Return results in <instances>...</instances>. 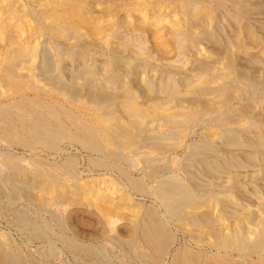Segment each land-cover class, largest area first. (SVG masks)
I'll list each match as a JSON object with an SVG mask.
<instances>
[{"label":"rangeland","instance_id":"rangeland-1","mask_svg":"<svg viewBox=\"0 0 264 264\" xmlns=\"http://www.w3.org/2000/svg\"><path fill=\"white\" fill-rule=\"evenodd\" d=\"M15 1L18 3L15 4ZM15 1L12 2V0L11 1L10 0H0V5H1L0 6V11H1L0 12V19L2 17V19L4 18V20H6L7 19L6 17L10 18L12 16L10 13V10H9L10 7L13 8L15 6L16 8L14 7L13 9H15V10L19 9V10H17L18 14H20L21 12H24V8H25V12H26L28 9L27 6L28 7L33 6V8L37 7V6H35V5H37V2H35L34 0H19V1L15 0ZM20 1H22L23 4H25V2H27V4H25V6L24 5L22 6V4H20L21 3ZM42 1L44 2V0H42ZM93 1L94 0L91 1L92 5H90V7L95 6L92 8L96 11H92L93 10L92 8H91V10H88V11L87 10L86 11L84 10V12L82 11L83 13H81L79 11V15L81 13V14H83V16H85V17L87 16L86 20H82V19H85L83 17L81 18L82 15L78 16V14H75V17H76V18L74 17L75 21L76 22L78 21L79 24L81 23V25L78 24L80 30H78L79 28L78 29L76 28V31L78 30L79 33H77L78 31L77 32L73 31L76 35L75 36L74 33L72 32L73 35L75 36V38H73L74 37L73 35H71L72 37L68 36V39H70L71 41L68 40L67 37L63 38L64 40L62 39V42H63V44H62L61 40H59L61 37H59L58 40L56 37L54 39L55 42L53 41L56 46L58 45L56 48H52L51 45H49V43H47L48 48H49L48 49L47 47H45V45H46V43H45V45H43L44 48L42 47V49H45V48H46V50L48 49L47 51L53 57H54L55 52H59L61 50L67 51L70 47H71V49L68 50V52H70L71 54L73 52V55L75 53H77L78 50H80L81 52L79 51V53H81V54L83 53V55L79 54L78 59H76L77 61L71 60V61H73V63L69 60V58L72 55H69L70 57H68L67 55L63 54L62 55L63 57H60L62 61L64 60V62H67L69 65L67 67V64H66L65 65L66 67L63 66L64 68L61 67V71H62L61 72V74H62L61 75V81H62V79H64V77H66L64 79V81H62V82H64L65 84L68 83L67 85H72L73 84L72 82H74L73 85L76 84L74 86V88L76 86L81 88V86L83 84V79H87L89 76L92 75L93 82H94V80H96V82H95L96 84L97 83L101 84L103 81L104 85L103 84H101V85L105 86V88L107 87L106 89L109 91H111V89H112V91H111L112 95L111 96H113V95L115 96V94H118L119 96L116 95L115 98H114V96H113V98H111V96H110L111 101L110 100L107 101L109 104L105 102L104 104L100 103L97 105L95 103H92L93 101L91 100V103H92L91 105L93 107H96L97 111H95L96 109L94 108L95 110H88L86 113H83V111L85 110L84 107L91 106L89 103L90 98H86L87 97L86 93L82 92L81 89L75 90L76 91V93H75L74 91L71 92L73 90L72 86H70L71 88H68L70 90H66L67 89L66 87H65V89L62 88L60 90L59 88H56L55 85L49 83L50 79L49 78L47 79L46 77L52 76L53 74L54 75L58 74V72H56V67H57L55 65L56 61L54 60L56 58H53V59L51 58V60L53 62L48 63L47 61H45L44 58H42V56H43V53H42L40 56L41 67L39 65V68L41 69L43 67L42 70H47L46 67H48V70L50 71V73L47 75L46 73L49 72L47 70L45 73L46 75L44 74V76H42V75L39 76L40 69H38L36 67H34V68L32 67L33 69L31 68L28 71V69L23 64L24 62H22L20 64L22 66V68H21V66L18 65L19 69H18L17 65H13V66H16L19 71H16L17 69L12 67V69L14 70L13 73H11V75L8 74L9 76H7L8 72L5 71L6 72L5 73L4 69L1 70V67H2L3 63H5V64H8V63H6L7 62L6 59H4V61L3 60L0 61V71H1L0 76H1V78H3L5 82L8 81L7 78L11 79L10 81L7 82V84L3 83V85L0 81V104H3V109L7 113H10V112H12L13 108L9 104V101H11L9 98H12L15 100L17 98L16 95H18V93H21V95L23 93H29L32 95L37 94V93H41V94L44 93V95H49V93H50V95L55 97V99H57L63 105H66L68 108L72 109L77 114H80V115L82 114V116H84L88 120H90L93 113H95V112L98 113V111L100 109H103L104 107H105L104 108L105 113L103 112V110H101L98 113L99 115H101L102 112L104 114H107V113L109 114V112H110V114L113 115L112 113L115 110L112 111V109L115 107L114 109H117V110L119 109L118 111L114 112V113H117L114 115H115V117L119 118L118 119L119 121H123V119H124L123 124L125 126H126V124L128 126V124H130L129 122L131 121V124L129 125L130 127L128 126V128L131 130L132 133H134V131L136 132V130H134V129H137L136 127H134V125H136L134 123L139 124L138 126H140L142 124L141 126L144 127L143 132H141L142 134L140 133V135H138L137 137H139V143H140L139 146L142 144L140 147H142V146L143 147L142 148H137L139 146L130 147V148H128L129 150L125 149V151H123L124 149H122L121 150L122 152H120L119 150L114 151V149L109 147L107 150V152L109 151L108 157H106V159H105L104 157L98 156L99 154L97 155V152H95V151L92 152L91 150H89V149L87 150L84 147H83L84 149H82V147H81L82 145H80V143H77L74 141L71 142V141H67V140L62 139L59 141V143L56 146L50 147L51 149H47L43 145H37L36 147L32 148V147H26L20 143L15 144V143L8 142L1 137L2 135L0 132V237H4V238L7 237L8 239L7 238L6 239H7L8 243H10V244L13 243L16 246L18 245V248H19V250L21 249L20 251H21L23 256L27 255V256H31V257L36 258V259H40L41 261L43 260V264L44 263L45 264H102L103 261H105L103 264H120V260H122L124 262H125V260H127V261L129 260L131 262L132 259L130 258V255L133 253H131V251L130 252L128 251L129 248L124 243V240L127 238H130L133 235L134 230L132 229L131 224L138 217V216H135V212L138 213V215L140 216V212L143 211L144 205L145 206L148 205L149 207H150V205H152L151 207L154 206L155 210H157L159 212V214H161L160 216L166 222L170 231L174 235L175 240H174V243L172 245L173 248L170 247L171 251H172V249H174V246L176 247V245H178L177 247L189 245L188 247L185 246L186 248L191 249L189 251L204 249L203 248V246H204V247H206V249H209V247H210V250L211 251L213 250L212 252H216L217 247L212 244V243H214V241L211 242L212 240H214L213 234L211 232L207 231L209 235H206L207 232L206 231L203 232V230L205 229V228H203V226H202V228L201 227L195 228L194 224H191V223L185 224L184 218H183L184 217L183 212L185 210H187V211H185V213H187L188 211L193 210V211H196L200 214L201 211H207V213L210 214L209 216H211V217H208V219L214 220V223L217 224L218 222L223 223L224 221H226L225 215L228 213L231 214L233 210L236 212L242 211V209L243 210L245 209L246 212H247V210H248V212L254 211L256 213H254V212H252V213H254L255 215H257L258 212L259 213L261 212V208L264 210V204L262 205V203L264 201V164H263L264 163V93H261L260 90L258 91V93H257V91L251 90L250 87L248 86V82L246 81V79L244 77V76L256 77L258 79V81H257L258 85H261V83H262L261 86L264 87V51H262L263 46H264V0H212V1L209 0L210 2H212L211 4L214 5L213 6L210 4L213 7V9H212L213 12L208 11L209 13L205 10L209 7V5H208V7H206L207 4H209L208 0H202V1L196 0L198 3L200 2L197 5V6H199L198 8L195 5V4H197L196 2L192 5L193 7H191L193 0H190V2H189V0H183L182 3H180L181 0H180V2H179V0H178V2H176L177 0L176 1L172 0L174 3L176 2V4L172 3L171 1L165 2L166 0L165 1L164 0L163 1L158 0V2H157V0H143L144 2H142V0H128V2L130 1L129 3L126 0H125V2H124V0H95L94 2ZM131 1H133V4L135 2L136 3L133 5ZM145 1H147L146 3L149 2L148 4H151V6L153 8L150 5L148 6L147 4H145ZM150 1H153V2L150 3ZM160 1H162V2H160ZM5 2H7V4ZM9 2H10V4H9ZM204 2H205V4L207 3L204 6L205 9L200 8V7H203L202 4L204 5ZM139 3H141L144 7ZM152 3L155 4V6H153ZM163 3H167V5L163 4ZM183 3H185V4L183 5ZM186 3L187 4L189 3V4L187 5ZM114 4L117 7V9L114 7ZM200 4H201V6H200ZM8 5H10V7ZM181 5L185 6L186 10H188V8L190 9V7L193 8L191 10L192 13H194L196 11V9H197V11H196L197 13H198V10L202 9V11H205L208 15L209 14L213 15V19L211 20V22L207 23L208 25L205 24L206 22L200 23L198 21L197 23L199 25H194L195 28H194V26L193 27L187 26L188 23H190V21L188 22V20H191L192 17L195 19L194 15H196L197 13L195 12L194 15H191V17H189L190 18L189 19L188 16H190L189 15L190 13L188 11L184 10V12H181L182 14L181 13L179 14V12L181 10L179 11L178 8L181 9V7H183ZM6 6L9 7V9L6 8ZM49 6H50V4H48V7ZM194 6L196 9L194 8ZM59 7L61 10L62 6H59ZM64 7H65V5H64ZM142 7L144 8L143 12H142V9H143ZM214 7H215V9H214ZM220 7L222 8V11H227V13L222 12ZM38 8L40 9V6ZM38 8H36V10ZM50 8H53V6ZM111 8L114 12H112ZM145 8L147 10H149L150 12L151 11L156 12V14L154 13V16H152V12L150 13ZM137 9L140 11H138ZM157 9H159L160 11H158ZM171 9H172V12H174V10L177 9L178 11H176V14L178 13L181 16H178V19L176 18L175 15H172V17H171V14H172ZM2 10H4V11H2ZM79 10H81V9H79ZM109 10H111V11H109ZM123 10H125V12H127V13H125ZM193 10H195V11L193 12ZM90 11H91L92 15L94 14L93 16L91 14H89ZM132 11H133V13H132ZM136 11L138 13L141 12V14H138ZM2 12L4 13L3 14L4 16H2ZM60 12H62V11H60ZM86 12L90 16H88L86 14ZM199 12H201V10ZM214 12L216 15L214 14ZM225 13H226V15H225ZM128 14H130V17ZM157 14L159 15V18H158V16H156ZM169 14H170V16H169ZM173 14H175V12ZM185 14H186V17L184 16ZM94 16H95V18H94ZM149 16L151 17V19H149L150 18ZM218 16H220V18ZM77 17L79 19H81V22L79 19L77 20ZM152 17L154 18V20ZM221 17H222V19H221ZM91 18H94V19L92 20ZM96 18H98V19H96ZM179 18H181L182 23H181V20ZM24 19H26V17ZM95 19L98 21V23H97V21H95L97 24L95 22H92ZM175 19H177V21H175ZM11 20H13V19L11 18ZM26 20H27L26 23L27 22L29 23L30 19L27 18ZM47 21L45 20V22H47ZM99 22H101L102 24L100 23L101 24L100 25ZM177 22L178 23L180 22L181 25L184 26V28H182V26L180 24H177ZM183 22H184V24H183ZM94 23L96 25H98V27L97 26L94 27V25H95ZM219 23L222 25L220 26ZM122 24L125 27L122 26ZM128 24H130V26ZM104 25H107V27ZM114 25L115 26L117 25V27L114 28ZM176 25H180V26H176ZM144 26H146V28ZM186 26H187V28H185ZM204 26H205V28H204ZM216 26H217V28H216ZM245 26L247 28H245ZM99 27H100V29H98V30H99V32L102 31L101 32L102 34L104 32L105 33H108V32L112 33L111 35H110V33H108L109 34L108 39H107V37H105V36H107V34L104 33L105 34V36H104V34L101 35V33L100 34L96 33V32H98V30L96 28H99ZM123 27L127 28L131 32H129V31L126 32V29L124 30ZM130 27H131V29H130ZM196 27H197V29H196ZM206 27L208 29H206ZM81 28H83V29H81ZM101 28L105 29V31L103 29L101 30ZM176 28L177 29L182 28L184 30L179 29V31H181V32H179L178 30H176ZM91 29L94 30V33H92L93 30L91 31ZM189 29L191 30V32L194 30V34L196 36L191 34V32H190L191 35H188L189 33L187 32L188 33V34H186L187 36L185 35V33L182 34L183 32L188 31ZM113 30L115 32H118L120 34V37H119V34L115 33ZM214 30H215V34H214ZM106 31H108V32H106ZM171 31H173V32L170 33ZM88 32H89V34H88ZM122 33H123V35H121ZM173 33H175V35ZM199 33H201V34H199ZM14 34H17V33L14 32ZM79 34L82 35L81 38H80V36H78ZM170 34L172 35V38H171ZM180 34H182V36ZM205 34L206 35L211 34L212 37H210V38L206 37ZM33 35H31L32 38L31 37L29 38V40H30L29 42L26 41L25 34H23V35L21 34L20 36L18 35L19 37L18 36L17 37H18L19 43H21V45H26L27 43L33 44V42H35L36 40H40V41H36V42L43 43V40H45V38H46V36L42 38V36H36V34L34 36ZM92 35L95 36L96 38L95 37L93 38ZM100 35L102 38L105 37L109 41L113 40L115 37V39L113 41H111V43H113L114 46L112 45L113 46L112 47L110 42H109V44H110L109 45L108 41L105 38H104V40L106 42L102 41L103 39L99 38ZM61 36H63V35H61ZM116 36H117V38H116ZM180 36H181V38H179ZM188 36H190V39L192 36H195V38L198 41L195 40V38L193 37L194 39L193 38L192 39L194 40V42L192 41V43H193V45H192ZM35 37H36V39H35ZM84 37L85 38L88 37V38H86L88 40L91 38L92 40L90 39L89 42H88V40L85 41ZM186 37H188V38H186ZM1 38H2V36H1ZM41 38H42V40H41ZM82 38L86 43H84ZM130 38H132V39L135 38V39L132 40ZM183 38L187 41H185ZM120 39L122 41L121 43H120ZM125 39H127L128 42H126ZM129 39H130V41H129ZM174 39H177V40H174ZM67 40L69 42H67ZM94 41L96 42L95 43L96 47L94 46ZM195 41H197V42H195ZM170 42L172 44H173V42H182L183 43V44L178 43L179 46L183 45V47L181 46L182 47V51L180 52L181 54L179 52H177V50H175L176 51V53H175L173 46H171ZM4 43H5L4 40L0 41V49H1L0 52L1 53L4 49H6V46H7V43L6 44H4ZM69 43H71L72 45ZM75 43H77L78 45L77 44L75 45ZM194 43H195V45H194ZM67 45L69 47H66ZM97 45H99V46H97ZM100 45H102V46H100ZM129 45H131L132 47ZM186 45L189 48H187ZM13 46H14V44H13ZM60 46H61V48H60ZM125 46L127 49L125 48ZM159 46L161 48V51H160V48H158ZM184 46L188 49V51ZM74 47L76 48V50ZM99 47L100 48L105 47V51H104V48L100 49ZM119 47H120V49H119ZM228 47H229V49H228ZM54 49H56L58 51H55ZM97 49H100V50H97ZM152 49L156 52H154ZM183 49L185 51H183ZM232 49H234V50H232ZM93 50H95V51H93ZM129 50H130V53H129V57H128L127 51H129ZM230 50H232V52ZM52 51H54V52L51 53ZM74 51H76V52L74 53ZM100 51H101V53H100ZM186 51L188 53H186ZM225 51L227 52L226 54H225ZM84 52H87V53L91 52V53H89L90 55H88L87 53H84ZM110 52H112V53H110ZM1 53H0V55H1ZM117 53L118 54L120 53L119 54L120 56ZM109 54H110V56H109ZM130 54H131V56H130ZM87 56L88 57L91 56L92 58L91 59H90V57L87 58ZM126 56H127V58H125ZM132 56H134V58ZM147 56H149V57H147ZM109 57L110 58L112 57V59H110ZM113 58H115V59H113ZM117 58L120 59L121 61L118 60ZM100 59H101V61H100ZM134 59H136V60H134ZM229 59H230V61H229ZM18 60L19 59H16V61H18ZM113 60H115L117 62L114 61L112 63ZM42 61L46 62V64L44 62L42 63ZM98 61L100 62V64ZM118 61H119V64L120 63H123V64L128 63L129 64L130 61H134L136 64L133 65V63L131 62L129 64V68L127 67L128 64L126 67H125V65L121 64L122 70L124 72L122 70H120L118 72L117 70L119 69V66H120L118 64ZM124 61H125V63H124ZM33 62L35 63L36 60H34ZM69 62H71V64ZM101 62L102 63L104 62L103 65H101ZM142 62L143 63L145 62L144 63L145 65ZM114 63L115 64L117 63L116 65H118V68L115 66L114 67L112 66V64L115 65ZM50 64H51V66H50ZM56 64H58V63H56ZM93 64H95V67ZM138 64H140V65L142 64V65L140 66ZM196 64H198V65L196 66ZM46 65H48V66H46ZM97 65H98V67H97ZM105 65L106 66L109 65V66L106 67ZM110 65H111V67H113V70H114L113 73L115 72L114 73L115 75L113 77H111L112 79L109 80L108 78H106L107 75L103 74V73L101 74V72H104L102 70H104L105 68H109ZM34 66H35V64H34ZM123 66L125 67V69H123ZM142 66L144 69L142 68ZM49 67L50 68L52 67V68L49 69ZM133 67L134 68L137 67L136 70ZM153 67H155V68H153ZM202 67H204V68H202ZM226 67H228V68L226 69ZM53 68H55V70ZM102 68H104V69H102ZM139 68H142L143 71L141 69L139 71ZM177 68H178V70H177ZM131 69H132V72H131ZM30 70H32V71H30ZM170 70H171V72H170ZM199 70H200V72H199ZM66 71H67V74H66ZM84 71L85 72L89 71V75H88V72H86L87 73L86 74V73H84ZM98 71H99V74H101L102 76H100L98 74ZM133 71H135V72H133ZM136 71H137V73H136ZM159 71H161V72H159ZM24 72H26V73L29 72V73L23 74ZM30 72L32 73V76H29L31 74ZM34 72L37 74V76L36 75L34 76V74H33ZM63 72H64V75H63ZM91 72H92V74H90ZM93 72H94V78H93ZM16 73L17 74L20 73L21 76H20V74L17 75ZM55 73H57V74H55ZM131 73L134 75H132ZM138 73H140V74H138ZM13 74L15 76H18V77L12 76ZM82 74H83V77H84V75H86V77H84L83 79H82ZM116 74H117V76H116ZM126 74H128V75H126ZM2 75H3V77H2ZM24 75L26 76L25 79H24V77H25ZM27 75H28V77H27ZM96 75L98 76L97 78H96ZM118 75L121 78H119ZM138 75H140V76H138ZM4 76H5V78L7 77L6 78L7 80H5ZM22 76H24V77H22ZM123 76L126 78L125 82L127 81L129 83L128 87H130V88H127L126 85H124L125 82H124ZM128 76H129V79L127 78ZM240 76H242V77H240ZM31 77L32 78L35 77L38 80L35 78H34V80H32ZM40 78L42 80H39ZM103 78L106 81L109 80L108 81L109 83L102 80ZM130 78L132 79V81H130L131 80ZM134 78H135V80H134ZM88 79H91V78L89 77ZM121 79H122L123 86L119 87L118 82L120 85ZM147 79H149V80H147ZM31 80L34 81L35 83L32 82ZM133 80L135 81V83ZM206 80H207V82H205ZM112 81L115 83H113ZM136 81L139 83H136ZM145 81H146V83H145ZM30 82H32V83H30ZM81 82H82V84H81ZM169 82H171L170 85H169ZM175 82H176V84H172ZM33 83H34V86H32ZM105 84H107V85H105ZM133 84H135V85H133ZM164 84H165V86H164ZM36 85H38L37 88H36ZM117 86L119 89L118 88L115 89V87H117ZM33 87H35V88H33ZM67 87H69V86H67ZM203 87H205L207 89H203ZM120 88H123L124 90L127 89V90L123 91ZM57 89L59 90V92ZM120 90H122V91H120ZM169 90H170V92H169ZM77 91L78 92L80 91V95ZM113 91L115 92V94H113ZM250 91H251V93H250ZM71 93H72V96H71ZM73 93L76 95H74ZM82 93L85 95L83 96ZM171 94L175 95V96L170 97ZM188 94H190L189 95L190 97L187 96ZM191 94L193 95V97L191 96ZM196 94H197V96L198 95L199 96L197 97ZM120 95H123V96L120 97ZM194 95H195V97H194ZM74 96H79V97H74ZM80 96L83 97L82 99H84V98L85 99L82 100ZM224 96H226V98H228L229 102H228V100H227V102L222 101ZM73 97L75 99H73ZM176 97H178V99L181 97L178 100V102L176 101L177 100ZM186 97H188V99L190 101L192 99L191 102L190 101L188 102L189 104L187 103L188 100L186 99ZM76 98H78V99H76ZM79 98H80V100H79ZM8 99H9V101H8ZM86 99H88V100H86ZM193 99L195 100V102L193 101ZM114 100H115V102H114ZM207 100H208V102H207ZM112 101H113V103H112ZM210 101L212 104H210ZM2 102H4V103H2ZM110 103H112L113 105H111ZM192 103H194V104H192ZM206 103H209V104H206ZM101 105L103 108L101 107ZM106 105H107V108H106ZM114 105H116V106H114ZM189 105L190 106L196 105L195 109L198 111L199 110L201 111V109H202V111H201L202 113L199 111L201 114L200 113L197 114L196 112H198V111H195V109H193L194 110V112H193L192 108L194 106L190 107ZM206 105H208V106H206ZM202 106L205 107V109ZM109 107L110 108L113 107V108L109 109ZM206 107H208V110ZM209 107L211 108V110ZM89 108H92V107H89ZM108 109L111 110L112 113ZM203 111H204V113H203ZM119 112H121L123 115H121V113H119ZM188 113L189 114L195 113L196 117L194 116L195 118L193 120H191L190 116L185 115ZM134 114H135V116L137 115V118H139V119H137L134 116ZM202 114H203V116H202ZM132 115L134 116V118L136 120L135 119L131 120V119H133ZM200 115L202 116V118H199L198 121H196L198 118L197 116L201 117ZM161 116H163L165 118V121L160 119ZM168 116L172 117V121H171V118L169 117L170 123L166 122V121H168ZM141 118H143V120ZM120 119H122V120H120ZM140 119L142 122H140ZM0 121H1V118H0ZM134 121H136V122H134ZM132 122H134V123H132ZM165 122H166V124H165ZM143 124H146V126L148 125L147 126L148 128L145 125L143 126ZM145 127H146V130L148 129L149 132L144 130ZM228 128L234 130V132H236V133L238 131V135H236V136L240 137V138L236 137L237 141L235 142V140H234L233 141L234 143L233 142L231 143L232 147H231V144L227 145L230 148V150L228 147H226L225 144H224L225 147L223 144L221 145V143H222L221 141L223 140V137L220 135V131H219L220 129H228ZM132 129H133V131H132ZM161 129H163V130H161ZM167 130H168V132H167ZM163 131H164V133H163ZM147 132H148V135H147ZM136 134H137V132H136ZM145 135H147V137ZM143 136L145 137V139H142V138H144ZM152 137H154V138H152ZM159 137H160V139H159ZM252 137H258L261 140V150L260 151L255 149L256 145L251 144V141L254 139ZM207 138L210 140L209 142H211V145L212 146L214 145L213 147L217 149V151H216L218 153L217 156L221 155L220 157L219 156L216 157V159L218 158L220 160V161H218V159H217V162H218L217 165L219 167L217 174L218 175L221 174L220 175L221 177H218V175H217V177H212L208 172H207L208 174L204 172L203 168L200 167L201 164L197 160L196 161H190L188 159L189 152H190L189 149L192 148V146L194 144L198 143L202 139H207ZM144 140H145V142H143ZM246 140L247 141L249 140V142H247ZM156 142H158V143H156ZM159 142H162V143L164 142L162 144L163 147L160 145L161 143H159ZM153 145H154V147H152ZM158 145L161 146V147H159L161 150L158 148ZM216 146H218V147L220 146V147L218 148ZM222 147H224L223 150H222ZM162 148H164V149H162ZM138 149L140 150V152ZM224 149H225V151H224ZM111 150L114 152H112ZM220 150H222V151H220ZM110 151L115 155L117 153V155L113 156V154ZM128 151H129V153H128ZM131 151H132V153H131ZM4 153H5V155L10 154L9 156H12V159L16 160V162H17L16 164H19L18 166H20V168H22V171L21 170L19 172L16 171L17 172L16 173V172L12 171L13 169L12 170L10 169L11 167L9 165H5L6 161L3 160L5 157V156H3ZM118 153H122V154H118ZM222 153H223V156H222ZM93 154H95L94 155V157L96 156L95 158H93ZM111 154H112V157H111ZM228 154L232 157H230ZM90 155L92 156V159H91V157H89L87 159V157ZM109 155H110V157H109ZM118 155H119V157H118ZM120 156H122V158H120ZM225 156H226V158L230 157V159H229L230 161H228L227 163L224 159L221 160ZM69 157L74 158L75 162L77 160V162L75 163V169H76L75 175L77 174V172H78V174L76 175V177L70 176L71 178H69L68 175L65 176L64 180H67L66 177H68V180L66 182L63 180L64 182L62 183V185L63 186L65 185V186H64V188H63V186L60 187V188H63V190H61V192L62 191L70 192V190L73 189V191L71 190L70 193H73V192L77 193L79 190H81V188L83 189L85 186L86 187L84 189L88 190V188H89L88 186H90V184L92 183V184H94V186L96 185V188L101 186V187L97 188V191H96L97 193H100V195L103 196L104 191L105 192L108 191V193L106 192V196H104L101 199L99 197H102V196H99V194H97L98 197L95 198L96 194H93L94 197H92L91 196L92 193L90 191L89 192L86 191V193H84L81 190V192L79 191L80 195L78 194L79 192L77 193L78 195L74 193V195L78 197V199H77L78 201L72 202V199H69V200L68 199L67 200L56 199L57 194L54 192L55 190H50L49 192H46L47 194L46 193L44 194V196L46 197V195H47L48 198L46 200H44L43 203L41 201H38V199L36 200V198L41 197L40 193H42V191L40 192L39 190L41 188L39 187V189H38V187H37V185L39 184L38 183L39 180L34 178V176L32 174V165L34 167L36 165L41 166L43 164L44 165L45 164L50 165L54 162L60 163V162H63V160L68 159ZM97 157H99L98 161L100 158L105 159L103 161L107 164L106 168L104 167L105 165L104 166L99 165V167H98V165L97 166L94 165L95 167L92 166L91 163H92L93 159L95 161V159H97ZM115 157L118 160V163H120L119 165L121 166V168L127 169V171L124 172L122 170L124 172L123 173L120 170L121 169L120 166H119V168L117 167L118 165L116 166V168H118V170H117L116 168L112 167L111 165L110 166L108 165V163L106 161H108V160L112 161V159H115ZM251 157H252V160H251ZM247 158L249 161L246 160ZM33 159H35V160H33ZM116 159H115V162H116V164H118ZM222 161H224V162H222ZM187 164H189V165H187ZM223 166L226 168H224ZM107 168H109V169L107 170ZM157 168H160V169H157ZM221 168H222V170H221ZM156 170H158V172ZM198 170H200V171H198ZM223 170H225V171H223ZM232 170L234 171L233 173H232ZM191 172L195 173L194 174L195 180H196V182H198V185L195 188V191H197L196 192L197 195L195 196V198H197L198 200H201V201H208V199H209L208 203L209 202L210 203L209 204L207 203V205L205 204L199 208H196L197 210L196 209L194 210V208L190 209V207L185 208V209L182 208L184 211L182 212V210H181V213L178 216H174L175 214L171 213L174 216L173 217V216H171V214H169L170 213L169 210L166 209L165 205L161 202V200L156 196L157 194H155V192H154V191H156L155 187L158 186L156 183L161 182L162 180L166 181V178L168 179V181L170 179L172 180V177H173L175 179L179 178V179H177L178 181L181 180V181H184L188 184V183H190L189 176L192 174ZM121 173L124 174V176H122ZM125 173L127 174V176H131V178L133 176H135V177H133V179L135 178L138 181H141L140 183H143V185L147 183V185H145V186L148 188H146L144 186L146 192L142 191V190H141V192H139V189L137 191V189L134 188L135 186L133 188H131L129 181L127 180L128 177L126 178ZM155 173H156V176H155ZM60 174H63V173L60 172ZM147 174H148V176H147ZM188 174H190V175H188ZM227 174H229V176H227ZM29 175L31 178L29 177ZM140 176H142V177L144 176L145 178L144 177L142 178ZM77 177L79 180L78 179L74 180ZM138 177H140L142 179H140ZM164 177H166V178L164 179ZM229 177H231V178H229ZM8 178H11V180L13 181L12 184L9 183ZM158 178H160V179H158ZM69 179H71V180H69ZM35 180H37L38 182H36ZM96 180H97V182L95 184L93 181H96ZM142 180H143V182H142ZM126 181H128V182H126ZM114 182H119L120 185L118 183L115 184ZM252 182H253V185H251ZM66 183H67V185L68 184L69 185L67 186ZM88 183H89V185H87ZM232 183H235V184L237 183L238 185L240 183H243L244 185L243 184L239 185L240 186L239 187L240 192H239L238 188H237V190L235 189V187H234L235 184H232ZM77 184L81 185V187L76 186ZM117 184H118V186H117ZM201 184H202V187H204L203 189L201 188ZM231 184L233 187H231ZM11 185L14 187H12ZM74 185L78 188L76 189V187H73ZM82 185H84V186L82 187ZM199 185H200V187H199ZM203 185H205L207 188ZM254 185H255V187H254ZM119 186H120V188H118ZM91 187H93V186L91 185ZM104 187H105V189H104ZM116 187L118 190L116 189ZM243 187L245 188V190ZM220 188H222V189H220ZM226 188H227V190H226ZM231 188H233V189H231ZM12 189H15L16 191L19 190V192L21 191L22 193L23 192L26 194L28 193V195L25 194L26 196H24L23 195L24 193H23L22 196H19V198L16 197V198L12 199L10 196H11V194H13L12 191L13 192L15 191ZM135 189H136V191H135ZM230 189L232 191H230ZM8 190H9V192H8ZM52 192L55 193L56 195L53 194ZM65 192H63V193H65ZM101 192H102V194H101ZM142 192H145V193H142ZM59 193H60V191H59ZM30 194H33L32 195L33 197L31 196L32 198L30 197ZM48 194H51L53 196L55 195L56 197L54 196L55 197L54 198L53 196H50V198H49ZM107 194H108V196H110V198L107 197ZM38 195H40V196H38ZM123 196H124V198H123ZM197 196H199V197H197ZM211 196L215 197L212 202L210 200ZM226 196H227V198H226ZM234 196H235V199H234L235 202H233L234 200H232ZM51 197L54 199H52ZM236 197H237V200H236ZM105 198L112 199V200L108 201ZM204 198L206 200H204ZM57 200H58V202H57ZM158 200H160V201H158ZM88 201L90 202V204ZM239 201H240V204L239 203L236 204V202H239ZM142 203H143V205H142ZM231 203H232V205H231ZM233 203H235V205ZM73 204H74V206H73ZM140 204H141V206H140ZM136 205H138L139 208L140 207H142V208L139 209ZM258 205H259V207H257ZM104 206H105V208H104ZM132 206H134V207H132ZM148 206H146V207H148ZM135 207H137V208H135ZM257 208L260 211H257L256 210ZM137 209L141 210V211H137ZM14 211L15 212L19 211L18 213H20V211H23L26 216H28V217L30 216V218L33 217L32 219H34V220L36 218V220L39 222L41 220L40 223L43 222L45 227H46V224H45V222H46L47 226H48V227H46V233L48 232L46 234L47 239L46 238L43 239L44 237H42L41 239L39 238L40 240L38 238H36L37 239L36 240L33 237H29L27 234L28 231L19 228L17 226V224L14 222V220H13V214L15 213ZM128 212H130V213H128ZM259 213H258V215L262 214V213H260V214ZM21 214H22V212H21ZM50 214L53 216H51ZM127 214H129V215H127ZM58 216H60V218L62 217V220H63L62 226L59 225V223L56 221L57 220L56 218ZM180 216H182V217H180ZM133 218H135V219H133ZM192 225H194V227ZM200 225H203V221ZM190 228L193 231L195 229H196L195 231H198L200 229L198 231V233L199 234L201 233L202 236H203V234L205 236H208V237L211 236L210 238H208V237L205 238V236H204L206 242H207V239L208 240L210 239V241L207 242V245H206V243H204L205 241H203V242L201 241L202 243L200 241H198L196 243L195 238H193V235L191 234L192 232H191ZM201 229H202V232H201ZM72 230H73V232H72ZM75 232H76V234H75ZM129 232L131 233V235H129ZM210 233H211V235H210ZM60 234L61 235L64 234V236L68 235V237L74 236V238L76 240L84 242V243L89 242L88 244H92L94 246H97L98 248H99V245L101 243V246L99 248L101 250V255H99L100 259H99V256L93 260V258L89 255L87 256L86 254H81L78 252L75 253L74 251L72 252L71 249H69L67 246H65L60 241V238H59L61 236ZM128 235L130 237H128ZM211 238H212V240H211ZM121 239L123 241H121ZM94 242L97 243V245ZM199 242H200V244H199ZM47 243H48V245H47ZM139 243L140 244L139 245L137 244V246H136V249L138 251H140V250L142 251V247H143V251H145V252L150 251L149 248H145L146 246L144 244H141L142 241ZM182 244H184V245H182ZM101 247H103V248H101ZM144 249H146V250H144ZM103 251L106 252V254ZM125 251H127V254ZM171 251L169 253H171ZM221 252L223 254L221 257H219ZM229 252H232V253H229ZM233 252H236V251L235 250L230 251V249H229L227 251V256H225L226 254L224 255L223 250H220V252H217L219 254V256L216 259L217 260L219 259L220 261H222V263H221L218 260L219 264H224L225 261H226L225 264H229V262H231L230 264H235V263L236 264H252L251 262L254 260H256V261H254L253 264H257V263L258 264H264V262H262L263 260L261 259V257L259 255H258L259 256L258 257L256 254H252V255H248L250 258L248 256H245V257L241 256V258H239L240 256L238 255V253L237 252L233 253ZM169 253H167V255L164 256L163 264H170L171 263V262L169 263V261L171 259L170 258L171 255ZM80 254L84 255V256H79ZM105 255H107V256L105 257ZM122 255H124V256H122ZM127 255L129 258L127 257ZM121 257H123L125 260L121 259ZM246 258L248 260H246ZM96 259H98V260H96ZM106 259H108V260H106ZM118 259H119V263L117 261ZM238 260H240V261H238ZM260 260H262V261H260ZM95 261H97V262H95ZM218 261H217V264H218ZM215 264H216V262H215Z\"/></svg>","mask_w":264,"mask_h":264},{"label":"bare ground","instance_id":"bare-ground-1","mask_svg":"<svg viewBox=\"0 0 264 264\" xmlns=\"http://www.w3.org/2000/svg\"><path fill=\"white\" fill-rule=\"evenodd\" d=\"M11 1V0H10ZM15 0H12V2H14ZM17 1H19V0H17ZM35 2H37V5H35V6H37L36 8H38L39 6H40V9L38 8L37 10H36V8L34 7L33 8V6L31 7H28L27 6V11L25 12V8H24V12H21L20 14H18L17 13V10H19V9H13L12 7H10V5H8L9 7H10V9H9V7H7L6 6V8H8L9 10H10V13H11V17L9 18V17H6L7 19L6 20H4V18L2 19V17H1V19H0V35L2 36V38H1V36H0V41L1 40H4V44H6L7 43V46H6V49H2L3 51H2V53H1V59H0V61H4V59H6V63H8V64H5V63H3V65H2V67H1V70H3L4 69V72L5 71H7L8 73H7V76H9V75H11V73H13V69H12V67H14V68H16L17 69V67L16 66H13V65H19V66H21L20 64L22 63V62H24L23 64H24V66L28 69V71H29V69H31L32 67L34 68V67H36V68H38V69H40L39 68V65H40V67H41V58H40V56H41V54L43 53V56H42V58H44L45 59V61H47L48 63H52L53 61L51 60V58L53 59V58H56V59H54L55 61H56V63H58V64H56L55 63V65L57 66L56 67V72H58V74L57 73H55V74H57V75H54L53 73V75L52 76H49V77H46L47 79L49 78L50 79V82L49 83H51V84H53V85H55V87L56 88H59L60 90L62 89V88H64L65 89V87L67 88L66 90H70V89H68V88H71L70 86H72L73 87V90L71 91V92H75L76 93V91L75 90H80L81 89V91L82 92H84V93H86V98H90V105L92 104V103H95V104H100V103H108L107 101H109L110 100V96L112 95L111 94V91H112V89H111V91H109V90H107L106 88H105V86H103L104 84H103V81H102V83L101 84H103V85H101V84H96L95 82H96V80H94V82H93V80H92V75L91 76H89L91 79H83L84 77H86V75H84V77H83V74H82V79H83V84H82V82H81V84H82V86H81V88H79V87H75L74 88V86L76 85H73L74 84V82H72L73 84L72 85H67L68 83H64V82H62V81H64V79L66 78V77H64V79H62V81H61V67H63V66H65L66 64H67V67L69 66L68 65V63L67 62H64V60L62 61L61 60V58L60 57H63L62 55L64 54V55H67L68 57H70L69 55H72L70 58H69V60L71 61V60H73V61H75L76 59H78V56H79V54H81V53H79V51L80 50H78V52L77 53H75L76 51H74V55H73V52H72V54L70 53V52H68V50H70L71 49V47L66 51V50H61V51H59V52H55L54 53V57L53 56H51V54L47 51L49 48H48V45H47V43H49V45H51V47L52 48H56L57 46L55 45V41H54V39L57 37V40L59 39V37H61L59 40H61V42H62V39L63 38H66L67 37V39H68V36L69 37H72L71 35H73V33L76 31V28L78 29L79 28V26H78V24H79V22L77 23L76 21H75V14H78V16H80V15H82L81 16V18L83 17V18H85V19H82V20H86V17L85 16H83V14H81V13H83L84 12V10L86 11H88V10H91V8L92 7H95V6H92V7H90V5H92L91 4V1L92 0H44V2L42 1V0H34ZM33 1V2H34ZM95 1V0H94ZM93 1V2H94ZM127 2H128V0H126ZM163 1V0H162ZM162 1H160V2H162ZM165 1V0H164ZM172 2V3H174L172 0H166L165 2ZM176 1V0H175ZM182 1L183 0H181V2H180V0H179V2L180 3H182ZM198 1V0H197ZM196 0H193V3L191 4V7H193L192 5L196 2L197 4H195L196 5V7L198 8L199 6H197L199 3L197 2ZM202 1V0H201ZM212 1V0H211ZM21 3L20 4H22V6L24 5L25 6V4H27V2H25V4H23L22 3V1H20ZM29 2V1H28ZM32 2V1H31ZM34 2V3H35ZM98 2V1H97ZM124 2H125V0H124ZM130 2V1H129ZM128 2V3H129ZM132 2V4H133V1H131ZM142 2H144L143 0H142ZM147 1H145V4H147L148 6L150 5L151 6V4H148V3H146ZM151 2H153V1H150V3ZM157 2H158V0H157ZM176 2H178V0L176 1ZM176 2L174 3V4H176ZM188 2V1H187ZM189 2H190V0H189ZM207 2V1H206ZM209 2V4H207ZM208 2L206 3L207 4V6L206 7H208V5H209V7L207 8V9H205V2H204V5L202 4V6L203 7H200V8H203V9H205L207 12L208 11H212V9H213V7L211 6V5H213V4H211L212 2H210L209 0H208ZM215 2V1H214ZM6 4H7V2H5ZM16 3H18V2H16L15 1V4ZM117 3V2H116ZM119 3V2H118ZM122 3V2H121ZM136 3V2H135ZM134 3V4H135ZM219 3V2H218ZM9 4H10V2H9ZM14 4V5H15ZM19 4V5H20ZM32 4V3H31ZM48 4H50V6L48 7ZM95 4V3H94ZM133 4V5H134ZM139 4H141V3H139ZM144 4V5H145ZM163 4H166L167 5V3H163ZM185 3H183V5H184ZM187 4V3H186ZM189 4V3H188ZM187 4V5H188ZM201 4H200V6H201ZM211 4V5H210ZM222 4V3H221ZM220 4V5H221ZM18 5V6H19ZM53 6V8H50V7H52ZM64 5H65V7H64ZM123 5V4H122ZM142 5V4H141ZM146 5V6H147ZM152 5L153 6H155V4H153L152 3ZM183 5H181V6H183ZM1 6V5H0ZM13 6V5H12ZM59 6H62L61 7V10H60V7ZM119 6V5H118ZM138 6V5H137ZM140 6V5H139ZM143 6V5H142ZM214 6V5H213ZM20 7V6H19ZM67 7V8H66ZM114 7L117 9V7L115 6V4H114ZM134 7V6H133ZM144 7V6H143ZM142 7V8H143ZM152 7V6H151ZM150 7V8H151ZM176 7V6H175ZM178 7V6H177ZM190 7V9L188 8V10H186L185 9V6H183V7H181V9L180 8H178V10L180 11L179 12V14L181 13V12H184V10H186V11H188L189 13V15L190 16H188V18L189 17H191V15H194L195 14V12L197 11V9L195 8V6H194V8L196 9V11L195 10H193V12L194 13H192L191 12V10L193 9V8H191ZM216 7V6H215ZM215 7H214V9H215ZM218 7V6H217ZM226 7V6H225ZM4 8V7H3ZM12 8V9H11ZM16 8V7H15ZM18 8V7H17ZM147 8V7H146ZM145 8V9H146ZM153 8V7H152ZM199 8V9H200ZM219 8V7H218ZM79 9H81V10H79ZM93 9V8H92ZM107 9V8H106ZM120 9V8H119ZM118 9V10H119ZM149 9V8H148ZM155 9V8H154ZM175 9V8H174ZM220 9H221V11H222V8L220 7ZM21 10V9H20ZM111 10H112V8H111ZM111 10H109V11H111ZM138 10V9H137ZM143 10H144V8L142 9V12H143ZM147 10V9H146ZM145 10V11H146ZM153 10V9H152ZM158 11H160L159 9H157ZM177 9L176 10H174V12H175V14H173L174 12H172V9H171V17H172V15H175L176 16V18L178 19V16H181V15H179L178 13V15L176 14V11H178ZM201 10V12H199ZM200 10H198V13L196 14V15H194L195 16V19L192 17L191 18V20H188V22L190 21V23H188V25L187 26H190V27H193L194 25H199L197 22L199 21L200 23L202 22H206L205 24L206 25H208L207 23H209V22H211V20L213 19V15H208L205 11H202V9H200ZM2 11H4V10H2ZM23 11V10H22ZM60 11H62V12H60ZM79 11L81 12L80 13V15H79ZM83 11V12H82ZM92 11H96V10H92ZM120 11V10H119ZM124 12H125V10H123ZM128 11V10H127ZM138 11H140V10H138ZM147 11H149V10H147ZM154 11V10H153ZM1 12V11H0ZM112 12H114L113 10H112ZM129 12V11H128ZM137 12V11H136ZM150 12V11H149ZM152 12V11H151ZM150 12V13H151ZM213 12V11H212ZM220 12V11H219ZM222 12H226L227 13V11H222ZM9 13V12H8ZM111 13V12H110ZM117 13V12H116ZM125 13H127V12H125ZM132 13H133V11H132ZM131 13V14H132ZM135 13V12H134ZM138 13V12H137ZM154 13L156 14V12H152V16H154ZM209 13V12H208ZM226 13H225V15H226ZM4 13L2 12V16H4L3 15ZM86 14H87V12H86ZM85 14V15H86ZM89 14H91L92 15V13H91V11H90V13ZM108 14V13H107ZM138 14H141V12L140 13H138ZM161 14V13H160ZM182 14V13H181ZM184 14V13H183ZM214 14H215V12H214ZM88 15V14H87ZM94 15V14H93ZM92 15V16H93ZM127 15V14H126ZM129 15V17H130V14H128ZM216 15V14H215ZM214 15V16H215ZM221 15V14H220ZM26 17V19L27 18H29L30 19V21H29V23L27 22L26 23V19H24L25 17ZM77 16V15H76ZM88 16H90V15H88ZM91 16V17H92ZM156 16H158V18H159V15L157 14ZM169 16H170V14H169ZM185 17H186V14L184 15ZM235 16V15H234ZM24 17V18H23ZM75 17V18H74ZM150 17V16H149ZM184 17V18H185ZM219 18H220V16H218ZM236 17V16H235ZM9 18V19H8ZM11 18L13 19V20H11ZM23 18V19H22ZM94 18H95V16H94ZM94 18H91L92 20L94 19ZM102 18V17H101ZM153 18V17H152ZM174 18V17H173ZM182 18V17H181ZM181 18H179L180 20H181ZM216 18V17H215ZM79 18L77 17V20H78ZM89 19V18H88ZM90 19V20H91ZM96 19H98V18H96ZM94 20V21H92V22H95V21H97V20ZM149 19H151V17L149 18ZM177 19H175V21H177ZM190 19V18H189ZM221 19H222V17H221ZM220 19V20H221ZM45 20L47 21V22H45ZM80 20V22H81V19H79ZM153 20H154V18H153ZM186 20V19H185ZM89 21V20H88ZM184 21V20H183ZM215 21V20H214ZM222 21V20H221ZM231 21V20H230ZM187 22V21H186ZM96 23V22H95ZM94 23V24H95ZM97 23H98V21H97ZM96 23V24H97ZM101 22H99V24H100ZM181 23H182V20H181ZM181 23L179 22H177V24H180L181 25ZM93 24V25H94ZM94 25V27L95 26H97L98 27V25ZM102 24V23H101ZM100 24V25H101ZM183 24H184V22H183ZM220 24V23H219ZM224 24V23H223ZM79 25H81V23L79 24ZM129 26H130V24H128ZM180 25H176V26H180ZM222 24H220V26H221ZM104 26H106L107 27V25H104ZM121 26V25H120ZM122 26H124L123 24H122ZM127 26V25H126ZM143 26V25H142ZM182 26V25H181ZM187 26L185 27V28H187ZM202 26V25H201ZM214 26V25H213ZM115 27H117V25L115 26L114 25V28ZM125 27V26H124ZM123 27V29L125 30L126 29V32L127 31H129L127 28H124ZM145 28H146V26H144ZM209 27V26H208ZM104 28V27H103ZM103 28H101V30L103 29ZM109 28V27H108ZM121 28V27H120ZM129 28V27H128ZM182 28H184V26H182ZM182 28H176V30H178L179 31V29L181 30ZM194 28H195V26H194ZM204 28H205V26H204ZM210 28V27H209ZM215 28V27H214ZM216 28H217V26H216ZM245 28H247L246 26H245ZM81 29H83V28H81ZM94 29V28H93ZM93 29H91V31L93 30ZM97 30L98 29H100V27L99 28H96ZM130 29H131V27H130ZM196 29H197V27H196ZM200 29V28H199ZM198 29V30H199ZM206 29H208L207 27H206ZM250 29V28H249ZM78 30H80V28L78 29ZM77 30V31H78ZM100 30V31H101ZM104 31H105V29H103ZM108 30V29H107ZM123 30V31H124ZM134 30V29H133ZM182 30H184V29H182ZM186 30V29H185ZM190 30V29H189ZM185 31V32H183L182 34H184L185 33V35L186 34H188V35H191V34H193V35H195L194 34V30L191 32V30L190 31ZM201 30V29H200ZM217 30V29H216ZM74 31V32H73ZM76 31V32H77ZM111 31V30H110ZM114 31V30H113ZM112 31V32H113ZM117 31V30H116ZM204 31V30H203ZM212 31V30H211ZM14 32H16L17 34H14ZM73 32V33H72ZM96 32V31H95ZM102 32V31H101ZM101 32H99V30H98V32H96V33H98V34H100ZM106 32H108V31H106ZM115 32V31H114ZM129 32H131V31H129ZM173 31H171L170 33H172ZM179 32H181V31H179ZM188 32V33H187ZM190 32H191V34H190ZM77 33H79V31L77 32ZM76 33V34H77ZM92 33H94V30H93V32ZM91 33V34H92ZM105 33V32H104ZM103 33V34H104ZM108 33H110V32H108ZM108 33H105V34H107V36H105V34H104V36L105 37H107V39H108ZM115 33H118V32H115ZM212 33V32H211ZM23 35V34H25V37H26V41L27 42H29L30 40H29V38L31 37V35H35L36 34V36H42V38L43 37H45L46 36V38H45V40H43V43H39V42H36V41H40V40H36L35 42H33V44L32 43H27L26 45H21V43H19V40H18V37L20 36V35ZM88 34H89V32H88ZM102 33H101V35H103ZM112 33H110V35H111ZM119 34V33H118ZM125 34V33H124ZM174 35H175V33H173ZM182 34H180L181 36H182ZM199 34H201V33H199ZM207 34V33H206ZM205 34V35H206ZM214 34H215V30H214ZM248 34V33H247ZM19 35V36H18ZM33 35V36H34ZM61 35H63V36H61ZM74 35H75V33H74ZM73 35V36H74ZM101 35H100V37L99 38H102L101 37ZM114 35V34H113ZM112 35V36H113ZM117 35V34H116ZM121 35H123V33L121 34ZM171 35V34H170ZM18 36V37H17ZM76 36V35H75ZM75 36L73 37V38H75ZM78 36H80V38L82 37V35L81 34H79ZM77 36V37H78ZM93 36V35H92ZM103 36V37H104ZM181 36L179 37V38H181ZM187 36V35H186ZM196 36V35H195ZM195 36H192L191 37V39L194 37L195 38ZM199 36V35H198ZM91 37V36H90ZM89 37V38H90ZM95 36H93V38H94ZM104 37V38H105ZM119 37H120V34H119ZM125 37V36H124ZM174 37V36H173ZM189 37V39H190V36H188ZM188 37H186V38H188ZM206 37H212V35L211 34H208V35H206ZM32 38V37H31ZM34 38V37H33ZM39 38V37H38ZM37 38V39H38ZM42 38H41V40H42ZM85 38V37H84ZM86 38H88V37H86ZM85 38V41L86 40H88V39H86ZM96 38V37H95ZM98 38V39H99ZM104 38H102L101 40L102 41H104V42H106L105 40H104ZM110 38V37H109ZM116 38H117V36H116ZM171 38H172V35H171ZM170 38V39H171ZM193 38V39H194ZM253 38V37H252ZM35 39H36V37H35ZM34 39V40H35ZM91 39V38H90ZM89 39V40H90ZM97 39V40H98ZM106 39V38H105ZM106 39V40H107ZM114 39H115V37H114ZM113 39V40H114ZM130 39H132V38H130ZM130 39H129V41H130ZM135 39V38H134ZM134 39H132V40H134ZM184 39V38H183ZM182 39V40H183ZM188 39V40H189ZM190 39V42L192 43V41L194 42V40L192 39L191 40ZM64 40V39H63ZM68 40H70V39H68ZM67 40V42H69ZM80 40V39H79ZM82 40H83V38H82ZM89 40H88V42H89ZM92 40V39H91ZM113 40H111V41H113ZM124 40V39H123ZM126 40V42H128V40L127 39H125ZM174 40H177V39H174ZM181 40V41H182ZM185 40V39H184ZM183 40V41H184ZM195 40H197L196 38H195ZM54 41V42H53ZM66 41V40H65ZM71 41V40H70ZM84 41V40H83ZM84 41V43H86ZM96 41V40H95ZM94 41V46L96 47V42ZM108 41V44H109V42L111 43V41H109V40H107ZM136 41V40H135ZM182 41V42H183ZM185 41H187V40H185ZM184 41V42H185ZM198 41V40H197ZM197 41H195V42H197ZM32 42V41H31ZM59 42V41H58ZM66 42V43H67ZM79 42V41H78ZM82 42V41H81ZM91 42V41H90ZM103 42V43H104ZM122 41H121V39H120V43H121ZM132 42V41H131ZM182 42H173V44L171 43V46H173V49H174V51L175 50H177V52H181L182 51V47H183V45H181V46H179V44L178 43H182ZM262 42V41H261ZM260 42V43H261ZM45 43H46V45H45ZM102 43V42H101ZM169 43V44H170ZM13 44H14V46H13ZM16 44V45H15ZM62 44H63V42H62ZM61 44V45H62ZM69 44H71V43H69ZM68 44V45H69ZM74 44V43H73ZM77 43H75V45H76ZM93 44V43H92ZM123 44V43H122ZM126 44V43H125ZM168 44V45H169ZM183 44V43H182ZM197 44V43H196ZM43 45H45V47H47L48 49L46 50V48L45 49H42V47H43ZM66 45V44H65ZM64 45V46H65ZM66 46V47H69V46ZM72 45V44H71ZM78 45V44H77ZM110 45V44H109ZM113 45V43H111V46ZM192 45H193V43H192ZM194 45H195V43H194ZM198 45V44H197ZM13 46V47H12ZM97 46H99V45H97ZM100 46H102V45H100ZM114 46V45H113ZM112 46V47H113ZM121 46V45H120ZM129 46H131V45H129ZM187 46V45H186ZM77 47V46H76ZM122 47V46H121ZM132 47V46H131ZM185 47V46H184ZM2 48V47H1ZM44 48V47H43ZM59 48V47H58ZM60 48H61V46H60ZM73 48V47H72ZM75 48V47H74ZM100 48V47H99ZM102 49L104 48V51H105V47H101ZM100 48V49H101ZM123 48V47H122ZM125 48H126V46H125ZM154 48V47H153ZM156 48V47H155ZM158 48H160V46L158 47ZM157 48V49H158ZM170 48V47H169ZM172 48V47H171ZM186 48V47H185ZM187 48H189L188 46H187ZM186 48V49H187ZM64 49V48H63ZM66 49V48H65ZM79 49V48H78ZM100 49H97V50H100ZM117 49V48H116ZM119 49H120V47H119ZM127 49V48H126ZM129 49V48H128ZM228 49H229V47H228ZM231 49V48H230ZM51 50V49H50ZM55 51H58V50H56V49H54ZM60 50V49H59ZM75 50H76V48H75ZM96 50V49H95ZM95 50H93V51H95ZM132 50V49H131ZM153 50V49H152ZM151 50V51H152ZM156 50V49H155ZM163 50V49H162ZM171 50V49H170ZM227 50V49H226ZM232 50H234V49H232ZM232 50H230L231 52H232ZM0 51H1V49H0ZM154 51V50H153ZM152 51V52H153ZM159 51V50H158ZM160 51H161V48H160ZM172 51V50H171ZM183 51H185L184 49H183ZM187 51H188V49H187ZM186 51V53H188ZM262 51H264V46H263V50ZM54 51H52L51 53H53ZM81 52V51H80ZM97 52V51H96ZM123 52V51H122ZM151 52V53H152ZM154 52H156V51H154ZM167 52V51H166ZM84 53H87V52H84ZM89 53H91V52H89ZM89 53H87L88 55H90ZM98 53V52H97ZM100 53H101V51H100ZM103 53V52H102ZM106 53V52H105ZM110 53H112V52H110ZM127 53H128V57H129V53H130V50L129 51H127ZM162 53V52H161ZM175 53H176V51H175ZM185 53V54H186ZM227 52L225 51V54H226ZM115 54V53H114ZM113 54V55H114ZM118 54V53H117ZM120 54V53H119ZM118 54V55H119ZM132 54V53H131ZM131 54H130V56H131ZM163 54V53H162ZM181 54V53H180ZM183 54V53H182ZM224 54V55H225ZM234 54V53H233ZM81 55H83V53L81 54ZM80 55V56H81ZM85 55V54H84ZM104 55V54H103ZM106 55V54H105ZM112 55V54H111ZM134 55V54H133ZM148 55V54H147ZM170 55V54H169ZM109 56H110V54H109ZM115 56V55H114ZM120 56V55H119ZM122 56V55H121ZM228 56V55H227ZM230 56V55H229ZM232 56V55H231ZM29 57V58H28ZM83 57V56H82ZM90 57V59L92 58L91 56H89ZM88 56H87V58H89ZM113 57V56H112ZM112 57L110 58V59H112ZM133 58H134V56H132ZM136 57V56H135ZM147 57H149V56H147ZM226 57V56H225ZM31 58V59H30ZM108 58V59H109ZM120 58V57H119ZM125 58H127V56L125 57ZM137 58V57H136ZM139 58V57H138ZM16 59H19L18 61H16ZM43 59V60H44ZM83 59V58H82ZM85 59V58H84ZM113 59H115V58H113ZM118 59V58H117ZM123 59V58H122ZM140 59V58H139ZM32 60V61H31ZM34 60H36V62L34 63L33 61ZM118 60H120V59H118ZM134 60H136V59H134ZM66 61V60H65ZM73 61H71L72 63H73ZM77 61V60H76ZM94 61V60H93ZM97 61V60H96ZM100 61H101V59H100ZM110 61V60H109ZM115 60H113L112 61V63L114 62ZM121 61V60H120ZM140 61V60H139ZM229 61H230V59H229ZM32 62V63H31ZM44 61H42V63H43ZM71 62H69L70 64H71ZM99 62V61H98ZM105 62V61H104ZM103 62V63H104ZM115 62H117V61H115ZM133 63V65H135L136 63L134 62V61H130V63ZM45 64H46V62H44ZM76 63V62H75ZM97 63V62H96ZM103 63L101 62V65H103ZM108 63V62H107ZM106 63V64H107ZM124 63H125V61H124ZM129 63V64H130ZM141 63V62H140ZM143 63V62H142ZM145 63V62H144ZM143 63V64H144ZM5 64V65H4ZM22 64V65H23ZM34 64H35V66H34ZM44 64V65H45ZM54 64V63H53ZM98 64V63H97ZM99 64H100V62H99ZM109 64V63H108ZM115 64V63H114ZM117 64V63H116ZM113 65L112 64V66L114 67H117L118 68V65ZM118 64H119V61H118ZM121 64L122 65H125V67L127 66V64L125 63V64H123V63H120L119 65V69L117 70L118 72L120 71V70H122V67H121ZM129 64H128V68H129ZM12 65V66H11ZM43 65V64H42ZM49 65V64H48ZM48 65H46V66H48ZM94 65V67H95V64H93ZM138 65H140V64H138ZM142 65V64H141ZM140 65V66H141ZM145 65V64H144ZM198 64H196V66H197ZM228 65V64H227ZM231 65V64H230ZM229 65V66H230ZM19 66H18V69H19ZM50 66H51V64H50ZM106 66V65H105ZM109 66V65H108ZM108 66H106V67H108ZM154 66V65H153ZM53 67V66H52ZM51 67V68H52ZM66 67V66H65ZM97 67H98V65H97ZM113 67H111V65H110V67L109 68H102V69H104V70H102V71H104V72H101V74L103 73V74H106L105 76H106V78H108L109 80L110 79H112L111 77H113L115 74V72L113 73ZM125 67L123 66V69H125ZM138 67V66H137ZM136 67V68H137ZM21 68H22V66H21ZM32 68V69H33ZM50 67H49V69H51ZM64 68V67H63ZM101 68V67H100ZM99 68V69H100ZM121 68V69H120ZM134 68V67H133ZM132 68V69H133ZM136 68H134L135 70H136ZM142 68H143V66H142ZM142 68H139V71H140V69L143 71V69ZM153 68H155V67H153ZM202 68H204V67H202ZM228 67H226V69H227ZM15 69V70H16ZM16 70V71H19V70ZM43 69V67L40 69V74H39V76L40 75H42V76H44V74L46 73V71L48 70V67H46V69L47 70H42ZM45 69V68H44ZM54 70H55V68H53ZM93 69V68H92ZM116 69V68H115ZM132 69H131V72H132ZM176 69V68H175ZM26 70V69H25ZM37 70V69H36ZM58 70V71H57ZM128 70V69H127ZM174 70V69H173ZM172 70V71H173ZM177 70H178V68H177ZM202 70V69H201ZM230 70V69H229ZM15 71V72H16ZM27 71V70H26ZM30 71H32V70H30ZM37 71V72H38ZM49 71V70H48ZM91 71V70H90ZM94 71V70H93ZM97 71V70H96ZM123 71V70H122ZM129 71V70H128ZM141 71V72H142ZM1 72V71H0ZM86 72H88V75H89V71H86ZM85 71H84V73H86ZM124 72V71H123ZM126 72V71H125ZM133 72H135V71H133ZM140 72V73H141ZM159 72H161V71H159ZM170 72H171V70H170ZM199 72H200V70H199ZM6 73V72H5ZM26 72H24L23 74H25ZM29 73V72H28ZM28 73H26V74H28ZM31 73V72H30ZM50 73V71L48 72V73H46L47 75ZM117 73V72H116ZM122 73V72H121ZM136 73H137V71H136ZM140 73H138V74H140ZM165 73V72H164ZM1 74V73H0ZM3 74V73H2ZM9 74V75H8ZM17 74V73H16ZM20 74V73H19ZM19 74H17V75H19ZM22 74V75H23ZM34 74V76L36 75L37 76V74L34 72L33 73ZM45 74V75H46ZM66 74H67V71H66ZM87 74V73H86ZM90 74H92V72L90 73ZM96 74V73H95ZM98 74H99V71H98ZM101 74H99L100 76H102ZM130 74V73H129ZM132 74V73H131ZM161 74V73H160ZM63 75H64V72H63ZM120 75V74H119ZM118 75V76H119ZM126 75H128V74H126ZM132 75H134V74H132ZM136 75V74H135ZM165 75V74H164ZM6 76V75H5ZM5 76H4V78H5ZM12 76H15L14 74L12 75ZM20 76H21V74H20ZM25 76V75H24ZM24 76H22V77H24ZM29 76H32V73L29 75ZM116 76H117V74H116ZM138 76H140V75H138ZM161 76V75H160ZM244 76V75H243ZM2 77H3V75H2ZM15 77H18V76H15ZM21 77V78H22ZM27 77H28V75H27ZM81 77V76H80ZM98 76L96 75V78H97ZM124 77V76H123ZM240 77H242V76H240ZM245 77V79H246V81L248 82V86L250 87V89L251 90H254V91H257V93H258V91L260 90L261 91V93H264V87L263 86H261L262 85V83H261V85H258V83H257V81H258V79L256 78V77H250V76H248V77H246V76H244ZM7 78V77H6ZM5 78V80H7L8 79V81H10L11 79H9V78H7L6 79ZM26 78V76L24 77V79ZM32 78V77H31ZM35 78V77H34ZM34 78H32V80H34ZM58 78V79H57ZM93 78H94V72H93ZM105 78V77H104ZM102 79V80H104V81H106L105 79ZM119 78H121L120 76H119ZM128 79H129V76L127 77ZM132 78V77H131ZM130 78V79H131ZM136 78V77H135ZM135 78H134V80H135ZM23 79V78H22ZM35 79H37V78H35ZM107 79V80H108ZM117 79V78H116ZM123 79V78H122ZM122 79H121V82H120V85H119V82H118V86L120 87H122L123 86V83H122ZM150 79V78H149ZM149 79H147V80H149ZM215 79V78H214ZM241 79V78H240ZM31 80V81H32ZM38 80V79H37ZM39 80H42L41 78L39 79ZM44 80V79H43ZM85 80V81H84ZM108 80V81H109ZM125 80H126V78L124 77V82H125ZM133 80V81H134ZM0 81H1V83H2V85H3V83L4 84H7V82H5L4 81V79L3 78H1V76H0ZM3 81V82H2ZM29 81V80H28ZM36 81V80H35ZM49 81V80H48ZM66 81V80H65ZM108 81H106V82H108ZM119 81V80H118ZM130 81H132V79L130 80ZM138 81V80H137ZM136 81V83H139V82H137ZM177 81V80H176ZM200 81V80H199ZM32 82H34V81H32ZM32 82H30V83H32ZM105 82V83H106ZM113 82V81H112ZM164 82V81H163ZM205 82H207V80L205 81ZM227 82V81H226ZM35 83V82H34ZM34 83H33V85L32 86H34ZM80 83V82H79ZM109 83V82H108ZM111 83V82H110ZM113 83H115V82H113ZM133 83V82H132ZM134 83H135V81H134ZM145 83H146V81H145ZM166 83V82H165ZM168 83V82H167ZM170 83L171 82H169V85H170ZM37 84V83H36ZM47 84V83H46ZM71 84V83H70ZM80 84V85H81ZM112 84V83H111ZM122 84V85H121ZM172 84H176V82L175 83H172ZM200 84V83H199ZM105 85H107V84H105ZM117 85V84H116ZM124 85H126V87L127 88H130V87H128V85H129V83L126 81L125 82V84ZM133 85H135V84H133ZM153 85V84H152ZM37 86L38 85H36V88H37ZM67 86H69V87H67ZM109 86V85H108ZM113 86V85H112ZM118 86L117 87H115V89L116 88H118ZM146 86V85H145ZM150 86V85H149ZM148 86V87H149ZM164 86H165V84H164ZM241 86V85H240ZM125 87V86H124ZM133 87V86H132ZM198 87V86H197ZM209 87V86H208ZM33 88H35V87H33ZM134 88V87H133ZM166 88V87H165ZM183 88V87H182ZM109 89V88H108ZM119 89V88H118ZM120 89H122L123 91H125V90H127V89H123V88H120ZM145 89V88H144ZM203 89H207V88H205V87H203ZM58 90V89H57ZM122 90H120V91H122ZM129 90V89H128ZM132 90V89H131ZM168 90V89H167ZM116 91V90H115ZM119 91V90H118ZM197 91V90H196ZM211 91V90H210ZM37 92V91H36ZM58 92H59V90H58ZM63 92V91H62ZM78 92V91H77ZM169 92H170V90H169ZM207 92V91H206ZM70 93V92H69ZM79 93V95H80V91L78 92ZM77 93V94H78ZM118 93V92H117ZM122 93V92H121ZM124 93V92H123ZM152 93V92H151ZM160 93V92H159ZM250 93H251V91H250ZM256 93V92H255ZM74 94V93H73ZM83 94V93H82ZM113 94H115V92L113 91ZM154 94V93H153ZM194 94V93H193ZM205 94V93H204ZM74 95H76V94H74ZM85 94H83V96H84ZM116 95H118V94H115V96ZM190 94H188L187 96H189ZM203 95V94H202ZM17 96V98L14 100V99H12V98H9L11 101H9V99H8V101H9V104L11 105V107L13 108V110H12V112H10V113H7L4 109H3V104H0V118H1V121H0V132H1V137L3 138V139H5L6 141H8V142H11V143H20V144H22V145H24V146H26V147H32V148H34V147H36L37 145H43L44 147H46L47 149H51L50 147H54V146H56L58 143H59V141L60 140H62V139H64V140H67V141H74V142H77V143H80V145H82L81 147H82V149H89V150H91L92 152L93 151H95V152H97V155L98 156H101V157H104L105 159H106V157H108V153H109V151L107 152V150H108V148L110 147V148H112V149H114V151L115 150H119L120 152H122L121 150L122 149H124L123 151H125V149L127 150L128 148H130V147H137V146H139V137H137L138 135H140V133L141 132H143V128L144 127H142L141 125L140 126H138L139 124H137V123H134V122H136V121H134V122H132V123H134V124H136V125H134V127H136L137 129H134V130H136V132H137V134H136V132L134 131V133H132L131 132V130L128 128V126L131 124V121L129 122L130 124H128V126H127V124H126V126L123 124V121H124V119H123V121H119L118 119V117H115V115L114 114H117V113H114L115 111H118L117 109H114L113 107V109L112 108H110L109 107V109H112V111L113 110H115L113 113H112V111L111 110H109V111H111V113L113 114V115H111L110 114V112H109V114L107 113V114H104L105 112H104V108L102 107V105H101V107L103 108V109H98L99 111H101V110H103V112H102V114L101 115H99L98 113H99V111H98V113L97 112H95V113H93L92 114V116H91V118H90V120H88V119H86L84 116H82V114L80 115V114H77V113H75L72 109H70V108H68L66 105H63L61 102H59L57 99H55V97H53L52 95H50V93H49V95H44V93L43 94H41V93H37V94H29V93H23L22 95H21V93H18V95H16ZM71 96H72V93H71ZM114 96V95H113ZM113 96H111V98H113ZM115 96H114V98H115ZM119 96V95H118ZM121 96H123V95H120V97ZM170 96V95H169ZM172 96H175V95H172L171 94V96L170 97H172ZM177 96V95H176ZM191 96L193 97V95L191 94ZM196 96H197V94H196ZM199 96V95H198ZM197 96V97H198ZM208 96V95H207ZM227 96V95H226ZM226 96H224L223 97V102H227V100H228V98H226ZM74 97H79V96H74ZM73 97V99H75ZM81 97V96H80ZM190 97V96H189ZM194 97H195V95H194ZM6 98V97H5ZM83 97H81V99H82ZM174 98V97H173ZM177 98V102H178V100L181 98H179L178 99V97H176ZM76 99H78V98H76ZM85 99V98H84ZM84 99H82V100H84ZM175 99V98H174ZM186 99L188 100L187 101V103L190 101L189 99H188V97H186ZM79 100H80V98H79ZM86 100H88V99H86ZM91 100L93 101L92 103H91ZM183 100V99H182ZM5 101V100H4ZM7 101V100H6ZM111 101V100H110ZM186 101V100H185ZM191 101H192V99H191ZM190 101V102H191ZM193 101L195 102V100L193 99ZM87 102V101H86ZM114 102H115V100H114ZM207 102H208V100H207ZM228 102H229V100H228ZM2 103H4V102H2ZM112 103H113V101H112ZM112 103H110L111 105H113ZM205 103V102H204ZM109 104V103H108ZM189 104V103H188ZM192 104H194V103H192ZM206 104H209V103H206ZM210 104H212L211 103V101H210ZM224 104V103H223ZM226 104V103H225ZM120 105V104H119ZM70 106V105H69ZM86 106V105H85ZM105 106V105H104ZM114 106H116V105H114ZM190 106V105H189ZM194 106V105H193ZM193 106H190V107H193ZM206 106H208V105H206ZM211 106V105H210ZM89 107H92V108H89ZM98 107V106H97ZM100 107V106H99ZM118 107V106H117ZM195 107H196V105L192 108V110L193 109H195ZM203 107V106H202ZM85 108V112L83 111V113H86L88 110H95L96 109V107H93L92 105L91 106H86V107H84ZM95 108V109H94ZM106 108H107V105H106ZM204 109H205V107H203ZM207 108V110H208V107H206ZM210 108V107H209ZM203 109V110H204ZM106 110V109H105ZM191 110V111H192ZM210 110H211V108H210ZM209 110V111H210ZM82 111V110H81ZM95 111H97V109L95 110ZM107 111V110H106ZM195 111H198V110H196L195 109ZM200 111V110H199ZM196 112L197 114H199L201 111H202V109H201V111L200 112ZM206 111V110H205ZM122 112V111H121ZM121 112H119V113H121ZM190 112V111H189ZM193 112H194V110H193ZM202 113V112H201ZM200 113V114H201ZM203 113H204V111H203ZM228 113V112H227ZM104 114V115H103ZM189 114V113H188ZM185 114V115H187V116H190V119L191 120H193L195 117H196V114L195 113H192V114ZM195 114V115H194ZM206 114V113H205ZM121 115H123L122 113H121ZM125 115V114H124ZM214 115V114H213ZM212 115V116H213ZM227 115V114H226ZM134 116H135V114H134ZM134 116L132 115V117H133V119H131V120H134L135 118H134ZM142 116V115H141ZM195 116V117H194ZM201 116V115H200ZM202 116H203V114H202ZM202 116L201 117H199V116H197L198 118H197V120L196 121H198V119L199 118H202ZM211 116V115H210ZM209 116V117H210ZM222 116V115H221ZM224 116V115H223ZM136 118H137V115L135 116ZM139 117V116H138ZM167 117V116H166ZM169 117L170 116H168V121H166V122H169L170 123V120H169ZM144 118V117H143ZM143 118H141L142 120H143ZM159 118V117H158ZM164 117L163 116H161L160 117V119L161 120H164L165 121V118L163 119ZM171 118V121H172V117H170ZM208 118V117H207ZM137 119H139V118H137ZM141 119H140V122H142L141 121ZM167 119V118H166ZM189 119V118H188ZM189 119V120H190ZM205 119V118H204ZM209 119V118H208ZM207 119V120H208ZM120 120H122V119H120ZM128 120V119H127ZM136 120V119H135ZM158 120V119H157ZM190 120V121H191ZM206 120V119H205ZM159 121V120H158ZM195 121V122H196ZM126 122V121H125ZM138 122V121H137ZM166 122H165V124H166ZM147 123V122H146ZM164 123V122H163ZM164 124V125H165ZM146 126V124H143V126ZM148 126V125H147ZM146 126V127H147ZM166 126V125H165ZM130 127V126H129ZM132 127V126H131ZM133 127V128H134ZM146 127H145V129L144 130H146ZM148 128V127H147ZM226 128V127H225ZM161 130H163V129H161ZM207 130V129H206ZM238 130V129H237ZM132 131H133V129H132ZM146 131H148V129L146 130ZM220 131V135L223 137V140L221 141L222 143H221V145L223 144H225L226 145V147H228L227 145H230L234 140H235V142L237 141L236 140V137H238V136H236V135H238V131H237V133L236 132H234V130H232V129H230V128H228V129H220L219 130ZM149 132V131H148ZM148 132H147V135H148ZM167 132H168V130H167ZM163 133H164V131H163ZM162 133V134H163ZM142 134V133H141ZM147 135H145L146 137H147ZM168 135V134H167ZM156 136V135H155ZM240 136V135H239ZM141 137V136H140ZM144 137V136H143ZM166 137V136H165ZM164 137V138H165ZM202 137V136H201ZM149 138V137H148ZM152 138H154V137H152ZM238 138H240V137H238ZM252 138H254L252 141H251V144H254V145H256L255 147V149L256 150H261V140L258 138V137H252ZM124 141H123V140ZM142 139H145V137L144 138H142ZM159 139H160V137H159ZM166 139V138H165ZM170 139V138H169ZM168 139V140H169ZM246 139V138H245ZM199 140V139H198ZM142 141V140H141ZM147 141V140H146ZM210 140L207 138V139H202L201 141H199L198 143H196V144H192L193 146H192V148H190L189 149V156H188V159L190 160V161H198L201 165H200V167L201 168H203V170H204V172L205 173H209L212 177H217V172H218V165H217V159H216V157H218L217 156V149L216 148H214L212 145H211V142H209ZM247 141V140H246ZM73 142V143H74ZM143 142H145V140L143 141ZM195 142V141H194ZM247 142H249V140L247 141ZM156 143H158V142H156ZM159 143H161L160 145L162 146V144L164 143H162V142H159ZM234 143V142H233ZM152 144V143H151ZM249 144V143H248ZM79 145V144H78ZM142 145V144H141ZM140 145V146H141ZM155 145V144H154ZM154 145L152 146V147H154ZM220 145V146H221ZM225 145H224V147H225ZM137 147V148H142V147ZM161 146H159L158 145V148L159 147H161ZM219 146V147H220ZM84 147V148H83ZM145 147V146H144ZM157 147V146H156ZM163 147V146H162ZM167 147V146H166ZM216 147H218V146H216ZM218 147V148H219ZM224 147H222V150H223V148ZM231 147H232V144H231ZM31 148V149H32ZM229 148V147H228ZM236 148V147H235ZM160 149V148H159ZM158 149V150H159ZM162 149H164V148H162ZM216 149V150H215ZM110 150V149H109ZM129 150V149H128ZM133 150V149H132ZM136 150V149H135ZM139 150V149H138ZM161 150V149H160ZM159 150V151H160ZM222 150H220V151H222ZM228 150V149H227ZM229 150H230V148H229ZM112 151V150H111ZM110 151V152H111ZM114 151H112V152H114ZM224 151H225V149H224ZM244 151V150H243ZM111 152V153H112ZM117 152V151H116ZM139 152H140V150H139ZM219 152V151H218ZM90 153V152H89ZM128 153H129V151H128ZM131 153H132V151H131ZM159 153V152H158ZM113 154V153H112ZM112 154H111V157H112ZM118 154H122V153H118ZM125 154V153H124ZM161 154V153H160ZM10 155V154H9ZM8 154H6L5 155V153H4V155L3 156H5L4 157V159L3 160H5L6 161V164L5 165H9L11 168V170L12 171H14V172H16V171H22V168H20V166H18L19 164H16L17 162H16V160H13L12 159V156H9ZM94 155L95 154H93V158H95L94 157ZM116 155H117V153H116ZM115 154H113V156H116ZM226 155V154H225ZM229 155V154H228ZM34 156V155H33ZM185 156V155H184ZM221 156V155H220ZM219 156V157H220ZM222 156H223V153H222ZM230 156V155H229ZM228 156V157H229ZM89 157H91V159H92V156L90 155V156H88L87 157V159L89 158ZM109 157H110V155H109ZM118 157H119V155H118ZM162 157V156H161ZM160 157V158H161ZM230 157H232V156H230ZM230 157L229 158H226V156L224 157V158H222L221 160H225L226 161V163L228 162V161H230L229 159H230ZM253 157V156H252ZM252 157H251V160H252ZM98 158L99 157H97V159H95V161H94V159H93V161H92V166H97L98 165V167H99V165H105L104 167L106 168V166H107V164L103 161V160H105V159H102V158H100L99 159V161H98ZM120 158H122V156H120ZM119 158V159H120ZM125 158V157H124ZM123 158V159H124ZM115 159H116V157H115ZM115 159H112V161L111 160H108V161H106L107 163H108V165L110 166H112V167H114V168H116V166L119 168V164L120 163H118V160H117V163L118 164H116V162H115ZM250 159V158H249ZM33 160H35V159H33ZM40 160V159H39ZM246 160H248V158L246 159ZM90 161V160H89ZM218 161H220L219 159H218ZM249 161V160H248ZM76 162H77V160H76ZM75 159L74 158H68V159H66V160H63V162H54V163H52V164H50V165H41V166H34L33 167V165H32V174H33V176H34V178H36L37 180H39V182L37 181V180H35L36 182H38L39 184L37 185V187H38V189H39V187L41 188L39 191L41 192L42 191V193H40V195H41V197H38V198H36V200L38 199V201H41L42 203L44 202V200H46L48 197H47V195H46V197L44 196V194L46 193V192H49L50 190H55L54 192L57 194H55V193H53V194H55L56 196H57V198L56 199H62V200H69V199H72V202H77L78 200V197L77 196H75L74 195V193L75 192H73V193H70L71 192V190L73 191V189H71L70 190V192H65V191H62L61 192V190H63V188H64V186L62 185V183L65 181H67L68 180V177H66L67 178V180H64L65 179V176H69V178H71L72 176L74 177H76V175L78 174V172H77V174L75 175ZM183 162V161H182ZM197 162V163H198ZM222 162H224V161H222ZM232 162V161H231ZM5 163V162H4ZM36 164V163H35ZM78 164V163H77ZM264 164V163H263ZM187 165H189V164H187ZM224 165V164H223ZM94 166V167H95ZM102 166V167H103ZM108 166V167H109ZM182 166V165H181ZM8 167V166H7ZM188 167V166H187ZM224 167V166H223ZM111 168V167H110ZM118 168H116L117 170H118ZM120 168H121V166H120ZM224 168H226V167H224ZM231 168V167H230ZM109 168H107V170H108ZM115 169V170H116ZM157 169H160V168H157ZM239 169V168H238ZM106 170V169H105ZM121 171L123 170L124 172L125 171H127V169H120ZM167 170V169H166ZM190 170V169H189ZM221 170H222V168H221ZM120 171V172H121ZM122 171V172H123ZM157 172H158V170H156ZM155 171V172H156ZM198 171H200V170H198ZM223 171H225V170H223ZM230 171V170H229ZM60 172L61 173H63V174H60ZM118 172V171H117ZM123 172V173H124ZM160 172V171H159ZM203 172V173H204ZM234 171L232 170V173H233ZM17 173V172H16ZM119 173V172H118ZM128 173V172H127ZM165 173V172H164ZM192 173V172H191ZM207 173V174H208ZM223 173V172H222ZM122 174V173H121ZM120 174V175H121ZM126 174V173H125ZM195 173H192L191 175L190 174H188V175H190L189 176V179H190V183H186V182H184V181H178L177 179H179V178H173L172 176V180L170 179L169 181H168V179L166 178V177H164V179L166 178V181L164 182L163 180V182L161 181V182H157L156 184L158 185V186H156L155 188H156V191H154L155 192V194H157L156 196L161 200V202L165 205V207H166V209L167 210H169V214H171V213H173V214H175L174 216H178L180 213H181V210H182V212L184 211L182 208H188V207H190V209H192V208H194V210L196 209V208H199V207H201V206H203V205H207V203H208V201H209V199H208V201H201V200H198L197 198H195V196L197 195L196 194V192L197 191H195V188L197 187V185H198V182H196V180H195V175H194ZM230 174V173H229ZM229 174H227V176H229ZM251 174V173H250ZM221 174H219L218 175V177H221L220 176ZM231 175V174H230ZM22 176V175H21ZM32 176V177H33ZM71 176V177H70ZM122 176H124V174H122ZM147 176H148V174H147ZM153 176V175H152ZM151 176V177H152ZM155 176H156V173H155ZM162 176V175H161ZM25 177V176H24ZM29 177H30V175H29ZM128 177V178H127ZM133 177H135V176H133ZM133 177L131 178V176H127V174H126V178H127V180L129 181V183H130V185H131V188H133L134 186V188H136L137 189V191H138V189H139V192H141V190L142 191H145V185H147V183L146 184H144L143 185V183H140L141 181H138L137 179H133ZM140 177H142V176H140ZM140 177H138V178H140ZM144 177V176H143ZM142 177V178H143ZM154 177V176H153ZM223 177V176H222ZM31 178V177H30ZM125 178V177H124ZM142 178H140V179H142ZM145 178V177H144ZM161 178V177H160ZM160 178H158V179H160ZM229 178H231V177H229ZM73 179V178H72ZM78 179V177L76 178V179H74V180H77ZM151 179V178H150ZM157 179V180H158ZM8 180H9V183L10 184H12L13 183V181L11 180V178H8ZM14 180V179H13ZM64 180V181H63ZM69 180H71V179H69ZM79 180V179H78ZM93 180V179H92ZM95 180V179H94ZM100 180V179H99ZM124 181V180H123ZM128 181H126V182H128ZM146 181V180H145ZM232 181V180H231ZM254 181V180H253ZM95 184H96V182H97V180L96 181H93ZM104 182V181H103ZM120 182V181H119ZM119 182H114L115 184L116 183H118L119 185H120V183ZM125 182V183H126ZM142 182H143V180H142ZM235 182V181H234ZM159 183V184H158ZM118 184H117V186H118ZM200 184V183H199ZM232 184H235V183H232ZM232 184H231V187H233L232 186ZM237 184V183H236ZM235 184V189L237 190V188H238V190H239V192H240V189H239V185L240 184H243V183H240L239 185L237 184L236 185ZM249 184V183H248ZM251 184V183H250ZM66 185H67V183H66ZM69 185V184H68ZM67 185V186H68ZM87 185H89V183L87 184ZM91 185L93 186V187H91ZM101 185V184H100ZM244 185V184H243ZM251 185H253V182H252V184ZM12 186V185H11ZM63 186V188H60V187H62ZM76 186H79V187H81V185H76ZM75 185L73 186V187H76ZM84 185H82V187H83ZM114 186V185H113ZM129 186V185H128ZM145 186V187H144ZM203 186H205V185H203ZM12 187H14V186H12ZM22 187V186H21ZM20 187V188H21ZM86 187V186H85ZM84 187V188H85ZM89 188H88V190L86 189H82L81 188V190L84 192V193H86V191L87 192H91L92 193V197H94V195L93 194H96L95 195V198H97L98 196H97V194H99V196H102V195H100V193H97L96 191H97V188H99V187H101V186H99V187H97L96 188V185L94 186V184H90V186H88ZM154 187V186H153ZM199 187H200V185H199ZM206 187V186H205ZM222 187V186H221ZM242 187V186H241ZM246 187V186H245ZM254 187H255V185H254ZM5 188V187H4ZM11 188V187H10ZM17 188V187H16ZM66 188V187H65ZM78 187H76V189H77ZM103 188V187H102ZM101 188V189H102ZM118 188H120V186L118 187ZM146 188H148V187H146ZM201 188L203 189L204 187H202V184H201ZM207 188V187H206ZM205 188V189H206ZM244 188V187H243ZM29 189V188H28ZM27 189V190H28ZM35 189V188H34ZM70 189V188H69ZM80 189V188H79ZM78 189V190H79ZM104 189H105V187H104ZM110 189V188H109ZM115 189V188H114ZM116 189H117V187H116ZM136 189H135V191H136ZM220 189H222V188H220ZM225 189V188H224ZM223 189V190H224ZM231 189H233V188H231ZM230 189V191H232ZM6 190V189H5ZM12 190H15V189H12ZM26 190V189H25ZM65 190V189H64ZM81 190H79L80 192H81ZM99 190V189H98ZM118 190V189H117ZM121 190V189H120ZM219 190V189H218ZM226 190H227V188H226ZM235 190V191H236ZM243 190V189H242ZM244 190H245V188H244ZM243 190V191H244ZM32 191V190H31ZM37 191V190H36ZM57 191V192H56ZM59 191H60V193H59ZM78 191V192H79ZM101 191V190H100ZM149 191V190H148ZM151 191V190H150ZM204 191V190H203ZM207 191V190H206ZM242 191V192H243ZM8 192H9V190H8ZM63 192H65V193H63ZM77 192V193H78ZM80 192L78 193L79 195H80ZM82 192V193H83ZM107 193H108V191H106ZM106 192L104 191V195L102 196V197H99V198H103L104 196H106ZM146 192V191H145ZM145 192H142V193H145ZM12 193L13 194H11V198L13 199V198H16V197H18L19 198V196H22V194L24 193H22L21 191L19 192V190L18 191H12ZM77 193H75V194H77ZM83 193V194H84ZM151 193V192H150ZM149 193V194H150ZM26 193H24L23 195L24 196H26V195H28V193L25 195ZM34 194V193H33ZM33 194H30V197L33 195ZM36 194V193H35ZM47 194V193H46ZM77 194V195H78ZM88 194V193H87ZM90 194V193H89ZM101 194H102V192H101ZM147 194V193H146ZM200 194V193H199ZM242 194V193H241ZM40 195H38V196H40ZM49 195V198H50V196H53V195H51V194H48ZM54 195V196H55ZM110 195V194H109ZM152 195V194H151ZM202 195V194H201ZM212 195V194H211ZM53 196V197H54ZM55 196V197H56ZM33 197V196H32ZM31 197V198H32ZM36 197V196H35ZM54 197V198H55ZM88 197V196H87ZM90 197V196H89ZM107 197H109L110 198V196H108V194H107ZM197 197H199V196H197ZM40 198V199H39ZM52 198V197H51ZM54 198H52V199H54ZM123 198H124V196H123ZM215 197H213V196H211L210 197V200H211V202L213 201V199H214ZM226 198H227V196H226ZM241 198V197H240ZM83 199V198H82ZM89 199V198H88ZM100 199V200H101ZM105 199H107L108 201L109 200H112V199H108V198H105ZM200 199V198H199ZM235 199V196L233 197V199L232 200H234ZM51 200V199H50ZM160 200H158V201H160ZM204 200H206L205 198H204ZM231 200V201H232ZM236 200H237V197H236ZM240 200V199H239ZM49 201V200H48ZM86 201V200H85ZM102 201V200H101ZM100 201V202H101ZM105 201V200H104ZM107 201V202H108ZM230 201V202H231ZM46 202V201H45ZM57 202H58V200H57ZM89 202V201H88ZM106 202V201H105ZM233 202H235V200L233 201ZM112 203V202H111ZM210 203V202H209ZM208 203V204H209ZM214 203V202H213ZM237 203H239L240 204V201L239 202H236V204ZM245 203V202H244ZM261 203V202H260ZM259 203V204H260ZM89 204H90V202H89ZM234 205H235V203H233ZM264 204V201H263V203H262V205ZM42 205V204H41ZM44 205V204H43ZM103 205V204H102ZM134 205V204H133ZM142 205H143V203H142ZM231 205H232V203H231ZM261 205V204H260ZM38 206V205H37ZM73 206H74V204H73ZM89 206V205H88ZM138 208H139V206L138 205H136ZM140 206H141V204H140ZM146 206H148V205H146ZM145 205L143 206L144 207V209H143V211L142 212H140V216L138 215V213H136L135 212V216H138L136 219L135 218H133V219H135V221L131 224V226H132V229L134 230H132L133 231V235L130 237L129 235H131V233L129 232V235H128V237H130V238H127V239H125L124 240V243L128 246V248H129V252L131 251V253H133V254H131L130 255V258L132 259V261L130 262L129 260L127 261V260H125L123 257H121V259H124L125 260V262L124 261H122V260H120V264H163V258H164V256L165 255H167V253H169L171 250H170V247H172V245H173V243H174V235H173V233L170 231V229H169V227H168V225L166 224V222L163 220V218L160 216L161 214H159V212L157 211V210H155V208H154V206L153 207H151L152 205H150V207L148 206V207H146ZM238 206V205H237ZM44 207V206H43ZM87 207V206H86ZM90 207V206H89ZM132 207H134V206H132ZM137 207H135V208H137ZM225 207V206H224ZM223 207V208H224ZM257 207H259V205L257 206ZM263 207V206H262ZM41 208V207H40ZM104 208H105V206H104ZM142 207H140L139 209H141ZM230 208V207H229ZM232 208V207H231ZM237 208V207H236ZM261 208V207H260ZM189 209V210H190ZM234 209V208H233ZM197 210V209H196ZM257 211H260V210H258V208L256 209ZM25 211V210H24ZM137 211H141V210H138L137 209ZM185 211H187V210H185ZM185 211L183 212V218H184V222H185V224L186 223H191V224H194L195 225V228H202V226H203V228H205L204 230H203V232L204 231H208V232H211L212 234H213V238H214V240H212V238H211V242H213L214 241V243H212L213 245H215L216 247H217V251L216 252H212L211 250H210V247H209V249H206V247H204L203 245V248L204 249H198V250H193V251H189V250H191V249H188V248H186V247H188V246H180V247H177L178 245H176V247L174 246V249H172V251H171V253H169L170 255H171V259H170V261H169V263L170 264H215V262H216V264H217V261L219 260H217L216 258L219 256V254L217 253V252H220V250H223L224 251V255L225 256H227V251L230 249V251L231 250H235L237 253H238V255L240 256L239 258H241V256L243 257H245V256H248V255H252V254H256L257 256L259 255L260 257H261V259L263 260H260V261H262V262H264V210L261 208V212L260 213H262L261 215H258V213H257V215H255L254 213H256V212H254V211H252V212H254V213H252L251 211L250 212H248V210H247V212L245 211V209L243 210L242 209V211H239V212H236V211H232V213L231 214H226L225 215V219H226V221H224L223 223H217V224H215L214 223V220H209L208 219V217H211V216H209L210 214H208L207 213V211H201V213L199 214L198 212H196V211H193V210H190V211H188L187 213H185ZM231 211V210H230ZM15 212V211H14ZM13 212V213H14ZM19 212V211H18ZM17 211L13 214V220H14V222L17 224V226L19 227V228H21V229H23V230H27L28 232H27V234H28V236L29 237H33V238H42V237H44L43 239H45L47 236H46V234L48 233H46V227H48L47 226V223L45 222V224H46V227H45V225H44V223L42 224V223H40L41 222V220H40V222L39 221H37L36 220V218H35V220L34 219H32V218H30V216L28 217V216H26L25 214H24V212L23 211H20V213H18ZM21 212H22V214H21ZM51 212V211H50ZM128 213H130V212H128ZM259 213V214H260ZM137 214V215H136ZM199 214V215H198ZM51 215V214H50ZM127 215H129V214H127ZM51 216H53V215H51ZM134 216V217H135ZM171 216H173L172 214H171ZM173 216V217H174ZM180 217H182V216H180ZM56 218V217H55ZM176 218V217H175ZM57 220V222L59 223V225H61L62 226V222H63V220H62V217L60 218V216H58L57 218H56ZM212 219V218H211ZM217 220V219H216ZM202 221H203V225H200L201 223H202ZM49 222V221H48ZM171 224V223H170ZM179 224V223H178ZM181 225V224H180ZM179 225V226H180ZM194 225H192L193 227H194ZM192 227V228H193ZM131 228V227H130ZM71 229V228H70ZM191 229V228H190ZM194 229V228H193ZM74 230V229H73ZM73 230H72V232H73ZM196 230V229H195ZM193 231L192 229H191V234L193 235V238H195V240H196V243L198 242V241H205V238L206 237H208V236H205L204 234H203V236L201 235V233L199 234L198 233V231L200 230H198V231ZM71 232V231H70ZM201 232H202V229H201ZM208 232H207V234L206 235H209L208 234ZM122 233V232H121ZM211 233H210V235H211ZM26 234V233H25ZM75 234H76V232H75ZM61 235V234H60ZM66 235V234H65ZM191 235V236H192ZM204 236H205V238H204ZM59 237V236H58ZM211 237V236H210ZM210 237H208V238H210ZM7 238V237H6ZM6 238H4V237H0V264H43V260L41 261L40 259H36V258H33V257H31V256H23L22 255V253H21V249L19 250V248H18V245L16 246V245H14L13 243L12 244H10V243H8V241H7V239ZM60 241L65 245V246H67L69 249H71L72 250V252L74 251L75 253L76 252H78V253H81V254H86L87 256L89 255V256H91L92 258H93V260L95 259V258H97L99 255H101V250L99 249L100 248V246H101V243H100V245H99V248L97 247V246H94V245H92V244H88L89 242H81V241H78V240H76L75 238H74V236H70V237H68V235L67 236H64V234H62L60 237ZM124 238V237H123ZM122 238V239H123ZM39 239V240H40ZM47 239V238H46ZM121 239V241H123ZM37 240V239H36ZM80 240V239H79ZM194 240V241H195ZM83 241V240H82ZM141 242L142 241V243L141 244H144L145 246V248H149V250L150 251H148V252H145V251H143V247H142V251L140 250V251H138L137 249H136V246H137V244L139 245L140 243L139 242ZM208 241H210V239L208 240L207 239V242ZM41 242V241H40ZM92 242V241H91ZM90 242V243H91ZM101 242V241H100ZM176 242V241H175ZM200 242H199V244H200ZM201 242V243H202ZM207 242L205 241L204 243H206V245H207ZM93 243V242H92ZM95 243V242H94ZM203 243V244H204ZM210 243V242H209ZM61 244V243H60ZM96 245H97V243H95ZM177 244V243H176ZM47 245H48V243H47ZM180 245V244H179ZM182 245H184V244H182ZM211 245V244H210ZM215 247V248H216ZM101 248H103V247H101ZM140 248V247H139ZM173 248V247H172ZM214 248V247H213ZM42 249V248H41ZM212 249V248H211ZM104 250V249H103ZM144 250H146V249H144ZM148 250V249H147ZM170 250V251H169ZM53 251V250H52ZM104 252V251H103ZM126 252V254H127V251H125ZM236 252H233V253H236ZM53 253V252H52ZM105 254H106V252H104ZM229 253H232V252H229ZM48 254V253H47ZM79 255V256H84V255ZM103 254V253H102ZM222 252H221V254H220V256L219 257H221L222 256ZM43 255V254H42ZM231 255V254H230ZM76 256V255H75ZM107 255H105V257H106ZM122 256H124V255H122ZM232 256V255H231ZM258 256V257H259ZM127 257H128V255H127ZM126 257V258H127ZM229 257V256H228ZM249 257V256H248ZM253 257V256H252ZM257 257V258H258ZM45 258V257H44ZM87 258V257H86ZM89 258V257H88ZM91 258V259H92ZM103 258V257H102ZM119 258V257H118ZM129 258V257H128ZM231 258V257H230ZM250 258V257H249ZM99 259H100V256H99ZM166 259V258H165ZM234 259V258H233ZM245 259V258H244ZM96 260H98V259H96ZM102 260V259H101ZM106 260H108V259H106ZM222 260V259H221ZM224 260V259H223ZM228 260V259H227ZM231 260V259H230ZM246 260H248L247 258H246ZM258 260V259H257ZM118 261V263H119V259L117 260ZM220 261V260H219ZM219 261H218V264H219ZM225 261V260H224ZM238 261H240V260H238ZM254 261H256V260H254ZM254 261H252L251 263L253 264L254 263ZM95 262H97V261H95ZM105 261H103V263H104ZM221 263H222V261H220ZM228 262V261H227ZM261 262V263H262ZM102 263V264H103ZM115 263V262H114ZM225 263H226V261H225ZM224 263V264H225ZM231 262H229V264H230ZM257 263V262H256ZM45 264V263H44ZM236 264V263H235ZM258 264V263H257Z\"/></svg>","mask_w":264,"mask_h":264}]
</instances>
